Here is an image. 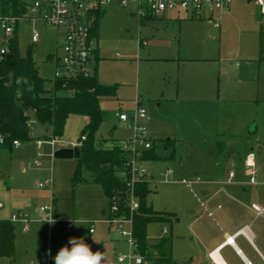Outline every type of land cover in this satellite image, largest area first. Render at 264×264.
Segmentation results:
<instances>
[{
    "label": "rangeland",
    "instance_id": "374dc122",
    "mask_svg": "<svg viewBox=\"0 0 264 264\" xmlns=\"http://www.w3.org/2000/svg\"><path fill=\"white\" fill-rule=\"evenodd\" d=\"M232 7L222 17L221 28L215 35L211 34L210 18L205 16L163 24L151 34L143 28L138 16L132 17L135 6L131 3L119 6L112 2L102 10L103 15L98 20L97 77L102 83L117 86V91L113 98L100 102V110L106 119L98 126L93 138L98 143L127 139L131 133L117 122L116 116L121 111L131 114L139 106L150 118L147 128L152 140L158 147L164 143L169 147L163 150V155L169 157L174 150L173 159L147 162L143 168L150 190L147 206L170 219L166 223L149 224L146 235L158 240L171 238L176 264H181L187 254L182 239L190 234L188 224L193 213L197 210L201 213L203 208H200L203 199L197 187L204 178H190L186 172L196 170L200 161L205 163L213 149L211 142L218 127L219 94L222 101L232 102L229 104L232 114L228 130L238 135L233 139L240 142L228 140L226 154L233 155L232 151L240 144L246 148L253 145L254 153L258 155L257 168L264 176V145L250 144L240 135L245 133V125L250 119L256 120L260 126L259 135H264V62L258 61L259 33L261 26L264 27V16L248 0H235ZM167 15L175 14L169 12ZM33 31L39 35L36 44L31 42ZM62 32V28L39 20L20 19L15 26L20 55L31 58L47 87L55 81ZM139 32L142 37L148 36L145 39L147 46L140 50ZM4 38L0 24V44ZM179 58L182 63L178 62ZM93 59L95 61V57ZM218 59L227 68L231 86L224 84L226 77L219 74L222 69L209 62ZM209 74L222 80L221 93L217 78L208 81ZM179 77L181 94L178 101H173V97L169 99L166 93L161 96L165 86L168 83L175 85ZM200 78L205 79V93L198 92L196 80L200 84ZM61 94L70 96L71 93ZM84 125L82 116H71L66 121L63 135L54 138L50 130L46 131L33 119L29 127L32 140L19 142V146L11 149L0 147V219L10 221L13 213L22 211L30 217L25 232L20 223H13L14 258H1L0 264H31V261L32 264H49V261L55 264L54 256L70 237L83 238L93 252L102 245V252L110 263L116 262L117 255L128 252V245L115 241L113 231L108 232V226L100 222L110 206L103 189L97 184L74 185L72 178L77 160L54 157L55 150L64 145H79ZM53 138L57 142L55 147L47 143ZM35 139L44 141L39 149ZM235 156L239 158V153ZM36 162H40V166ZM167 168L174 170L173 174L167 175ZM231 169L234 172L243 170L229 164L223 167L226 173ZM184 178L198 184H183ZM47 180L51 181L48 187H38ZM256 193L264 204V186L258 187ZM50 202L56 211L55 221L49 225L39 221L38 210ZM76 219H85L88 223L76 225L73 222ZM89 222L93 223L92 235L89 234Z\"/></svg>",
    "mask_w": 264,
    "mask_h": 264
},
{
    "label": "trees",
    "instance_id": "16d2710c",
    "mask_svg": "<svg viewBox=\"0 0 264 264\" xmlns=\"http://www.w3.org/2000/svg\"><path fill=\"white\" fill-rule=\"evenodd\" d=\"M26 0H0V16L22 18L27 13ZM99 13L92 29L97 34ZM152 19L151 16L143 20ZM95 35V36H94ZM259 62H264V27L259 33ZM68 91L70 96L61 93ZM117 86L101 84L97 74L88 79H55L50 87L39 75L38 69L30 57H23L18 51L17 35L14 32L9 41V53L0 61V135L5 143L0 147L12 148L13 142L32 140L29 122L33 117L42 127L50 129L54 138L61 137L69 117L78 115L87 118V124L79 139L80 157L73 174V184L92 182L102 187L105 195L116 197L120 203V212L129 217L125 207L128 200L130 180L128 161L130 153L124 144L114 141L98 143L93 135L98 126L106 119L100 110V102L116 95ZM169 142V140H168ZM148 151H142L139 161L143 163L168 159L157 153L158 146L153 141ZM171 145V144H169ZM168 145V146H169ZM162 149L168 150L166 143ZM147 181H138L134 185V195L139 209L133 214V232L138 250L154 264H173L171 243L162 239L152 243L148 241L146 230L151 223H166L170 219L158 215L149 206L146 199L149 194ZM15 254V233L11 221L0 219V259L13 258ZM53 264V263H51Z\"/></svg>",
    "mask_w": 264,
    "mask_h": 264
},
{
    "label": "crops",
    "instance_id": "0c3cea01",
    "mask_svg": "<svg viewBox=\"0 0 264 264\" xmlns=\"http://www.w3.org/2000/svg\"><path fill=\"white\" fill-rule=\"evenodd\" d=\"M232 5L230 9L224 14H227L232 10L233 8ZM102 15H103L102 11L99 12V16L101 17ZM135 16H137L136 7H135V12L132 14L133 18ZM181 20L183 19H180L179 15L175 14L174 16L169 17L167 13L163 17H160V18L152 17V19H149V20L140 19L141 24H143V28L145 30L146 29L149 30L151 34L153 30H158L159 29L158 27L162 26L163 24L166 26L170 22L174 23V22H179ZM217 32L218 31L213 29L211 31V34L215 35ZM62 34L63 35L61 36V39L63 43V38L65 34L64 30ZM97 34H98V26H97ZM97 34L95 36L96 46H97V50L95 52L96 74L98 72V63H99V47H98V42H97L98 41ZM153 36L154 35H152L151 37ZM146 38H148V36L145 35L144 37H142L141 32H139V36H138L139 50L147 46V42L145 40ZM38 39H39V35H38ZM36 43H32V44H36ZM177 60L178 62L182 63L180 58ZM167 61H170V60H167ZM209 62H211L213 66H218L219 70L222 69L220 70L219 74H221L222 77H226L224 84L226 86H231V78L229 77L227 68H224L221 65V60L220 59L211 60ZM238 65L239 64H236V67H239ZM215 78H217V83L219 82V85H220L219 89L221 93L222 80L220 79V77H215L209 74L208 81L210 80L215 81ZM200 79H201L200 84H198L196 80V84L199 86L198 92L205 93V91H207L206 88L203 86L205 79L203 78H200ZM240 82H242V80H239V83ZM100 83L103 85H109V84H105L102 82ZM169 86L170 84L168 83V86H165L166 88L162 92L161 96H164L166 93L169 96V99L173 97V101L177 102L179 99V95L181 94L180 77L177 79V82L175 85H172L170 87ZM208 88H209V85H208ZM220 96L221 94H219V96L217 97V103L219 107L218 127H216V130L213 134L214 136L212 139L213 141L211 142L213 149H211V153L208 154V158L206 159L207 162L205 161V163H203L200 161V164L198 166H195L196 170H193L192 173L186 172V174L190 175V178H192L193 176H200L204 178L199 183L200 184L198 185L199 187H197L203 199V201H201L200 208L202 207L203 208H202L201 213H199L198 210L193 213L192 219L188 224L190 234L187 237H183L182 239V242H184V246H185V250L187 254L185 255L184 260L181 264H247V263L264 264V217H257L256 214L251 209L252 204H256L264 208V204H262L258 200V195H257L258 193H256L258 191V187L264 186V176L261 173V171L258 170L257 168L258 166L256 165V162H257L256 158L258 155L254 153V148H252L253 145L251 146L249 145L246 148V146L244 147L240 144L238 148H235L232 151L234 152L233 155L226 154V142L230 139L235 140L236 142H239V141H237V139H233V137L238 136V135L228 130L229 126L231 125V122L229 121V117L232 114L229 104H231L232 102L229 100L222 101ZM106 100H109V99H106ZM121 113H124V112L121 111L120 114ZM116 117H117V122L120 124H123L126 130L131 133L130 136L123 141L112 140L114 142H117L118 144L123 145L124 143H126L133 137V130L130 129L127 124L119 120V115ZM83 118L85 120V125H86L87 118L86 117H83ZM251 121L253 122L251 123ZM149 123H150V120L148 123H146L147 127ZM248 126L252 127L253 130L251 131ZM44 129L46 131L50 130L46 128ZM245 129H247V131ZM259 129H260V126L256 122V120L250 119L249 124L245 125V128H244L245 133L240 134V135L244 136L247 142L250 144H261V145L263 144L264 145V135H259V131H260ZM149 137L151 138L150 134H149ZM35 141L36 143L38 141L44 142L39 139H35ZM51 141H56V140L53 138L49 142ZM56 145H57V142H56ZM78 146H80V144ZM78 146L64 145L61 147V149L62 148H74ZM156 150H157V153L163 155L164 149H162L161 146H159ZM236 150L238 151L236 152ZM237 153H239V158L235 156ZM174 154L175 153H173L171 158L170 157L169 158L173 159ZM248 155H250L253 158L254 163L256 165L257 184L255 185H251L249 183V170L245 166V161ZM163 156H165V154ZM227 164H229L230 167H233V166L242 167L243 170L234 172L231 169L228 171V173H226L223 171V167L226 166ZM168 171H171V172L168 173ZM173 172L174 170L172 171V169H169V168H167L166 170L167 175H171L173 174ZM230 173L234 174L233 178L230 177ZM183 180H185V178L182 179L181 182ZM84 183L94 184L92 182H84ZM193 183L198 184V182L196 181H193ZM51 203L52 202H50V204ZM53 209H54V212H53L52 219L53 221H55L54 216H55L56 210L54 206H53ZM18 213H25L28 215V213H26L25 211L18 212ZM38 213H39V210H38ZM13 214H17V213H13ZM213 215H215V218H213ZM109 217H110V212L108 211L105 218L101 220L100 222L108 226V232L113 231L115 241H123L125 243L124 240L116 236L114 228L105 222ZM43 223H46V222H43ZM20 224L23 226L22 223ZM47 224L50 225L51 223H47ZM89 226H90L89 234L92 235L94 234V232L91 233L90 230L93 229V223L89 222ZM22 230L24 231L23 227H22ZM165 238L170 240L171 260L173 264H176L177 261L174 260L172 256L173 247H172L171 238L164 237L158 240V239H151L147 237L148 241L152 243L159 242L160 240L165 239ZM229 240H231V242H229ZM102 248L103 247L101 245V247L96 248L94 252L96 251L102 252ZM211 255H213L214 258H212ZM117 257L118 255L116 256V259ZM150 262H151L150 264H154L152 261ZM32 263L33 262L31 261V264ZM51 263L52 262L49 261V264Z\"/></svg>",
    "mask_w": 264,
    "mask_h": 264
},
{
    "label": "built area",
    "instance_id": "2783aa9c",
    "mask_svg": "<svg viewBox=\"0 0 264 264\" xmlns=\"http://www.w3.org/2000/svg\"><path fill=\"white\" fill-rule=\"evenodd\" d=\"M235 0H26L27 13L22 18L1 17L0 24L4 31V40L0 44V61L9 53V41L15 32L16 23L20 19L39 20L46 25L62 28L65 31L60 55L57 57V70L55 79L65 80L88 79L95 74V52L96 42L92 35V29L96 19V14L106 9L112 2L119 6L129 3L136 7V15L140 19L151 16L153 18L163 17L166 13H175L180 19H200L203 16L210 18L213 29L218 31L222 25V16L226 13ZM253 2L264 16V0H248ZM32 43L38 40V34L33 31L31 35ZM119 120L128 125L133 130V137L124 143V149L130 153L128 169L130 180L128 200L125 207L129 211V217L120 212V203L116 197L110 199V217L105 221L111 225L118 238L128 245V252L118 255L115 263L110 264H150L143 255L139 253L138 245L133 232V214L139 209V202L134 195V185L138 181H145L146 171L143 162L139 161L142 151H148L153 146V141L149 137L146 123L149 117L145 109L139 106L131 114H119ZM32 121V118L29 122ZM5 143L0 135V146ZM43 142L38 141V149ZM19 142L14 141L13 146H19ZM49 144L53 147L56 141ZM40 166V162H36ZM245 166L249 170V183L256 182V165L253 158L248 155ZM171 171H168L170 173ZM233 178L234 174L230 173ZM183 184L190 185L193 182L182 181ZM50 181L39 183V188H45ZM252 211L257 217H264V208L252 204ZM53 205H42L39 208V221L50 223L47 220L53 217ZM211 215V214H210ZM53 220V219H52ZM11 221L23 224L24 231L29 228L30 219L25 213L13 214ZM94 232L93 229L90 230ZM166 233V229L163 230ZM231 242V240H229ZM214 258L213 255H211ZM250 264V263H247Z\"/></svg>",
    "mask_w": 264,
    "mask_h": 264
},
{
    "label": "clouds",
    "instance_id": "9594fccd",
    "mask_svg": "<svg viewBox=\"0 0 264 264\" xmlns=\"http://www.w3.org/2000/svg\"><path fill=\"white\" fill-rule=\"evenodd\" d=\"M47 221L54 223L52 218ZM73 222L76 225L88 223L85 219H76ZM53 259L55 264H110L105 252H93L83 238L77 237H70L68 243L58 250Z\"/></svg>",
    "mask_w": 264,
    "mask_h": 264
},
{
    "label": "water",
    "instance_id": "95a60500",
    "mask_svg": "<svg viewBox=\"0 0 264 264\" xmlns=\"http://www.w3.org/2000/svg\"><path fill=\"white\" fill-rule=\"evenodd\" d=\"M56 159H78L80 157V148H62L54 153Z\"/></svg>",
    "mask_w": 264,
    "mask_h": 264
}]
</instances>
